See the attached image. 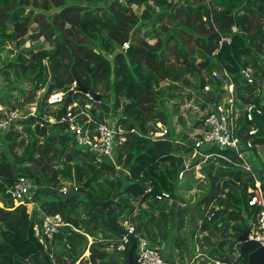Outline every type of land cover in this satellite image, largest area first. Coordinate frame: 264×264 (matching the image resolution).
<instances>
[{"label": "trees", "instance_id": "1", "mask_svg": "<svg viewBox=\"0 0 264 264\" xmlns=\"http://www.w3.org/2000/svg\"><path fill=\"white\" fill-rule=\"evenodd\" d=\"M142 4L141 12L133 7ZM221 35L231 40L218 49ZM26 38L42 42L24 49ZM152 38L158 45L144 48L143 42ZM127 41L125 52H148L153 63L142 59L139 68V56L128 55L135 69L128 65L118 50ZM8 44L19 51L6 64V79L11 71L14 77L7 79L11 90L5 96L0 89V104L24 114L33 103L37 108L18 121L19 128L0 133V264H126L131 246L115 249L124 220L152 243L170 241L179 255L177 264H247L238 236L259 210L248 205L251 172L235 165L239 159L224 150L220 153L231 161L209 157L201 163L204 179L197 183L193 166L200 159L192 158L187 171L185 160L193 152L191 132L203 117L190 129L178 133L175 128L185 124L177 104L180 93L201 108L219 102L224 83L212 73L224 78L226 71L236 104L251 103L259 110L251 122H239L241 129H257L251 155L259 166L257 160L251 163L264 189L259 150H264V0H0V52L6 56L11 54ZM248 66L254 69L252 83L241 73ZM75 81L101 98H89L77 87L71 91ZM48 83L49 89L36 97ZM54 91L64 92L56 107L46 103ZM121 98L127 102L120 103ZM89 100L93 106L82 118L87 114L97 122L108 113L120 114L124 126L140 133L116 145L112 160L96 163L59 122L72 102L82 107ZM168 102L173 103L170 109ZM49 114L58 122L47 121ZM157 123L167 134L152 139L149 133L158 129ZM19 176L34 186L31 211L25 204L14 205L9 195ZM63 184L73 186L63 194ZM81 186L89 192L80 191ZM194 187L200 191L196 201H185L180 191ZM57 214L65 224L51 242L40 243L34 225ZM195 248L202 250L201 261H195ZM131 255L135 258L134 250Z\"/></svg>", "mask_w": 264, "mask_h": 264}, {"label": "built area", "instance_id": "2", "mask_svg": "<svg viewBox=\"0 0 264 264\" xmlns=\"http://www.w3.org/2000/svg\"><path fill=\"white\" fill-rule=\"evenodd\" d=\"M121 3L127 0H118ZM168 3L176 0H166ZM237 31L236 26L231 27V32ZM231 40L229 35H221L218 40V49L224 43H229ZM124 48L128 47L127 43H124ZM262 70L264 73V55L261 56ZM241 73L248 83L254 81V69L252 67H245L241 70ZM212 75L216 80L223 79L224 94L219 102H209L206 113L203 116L201 125L191 132V139L193 140V152L187 160H185V171L190 170L189 161L198 157L200 161L193 166L196 173L199 174L201 163L211 156H221L225 160L231 161L230 158L220 153L224 150L232 151L239 162H235V165H239L243 169L250 171L253 178V187L251 188V195L248 200L249 206H257L259 210L255 214L254 219L248 221L247 228V240H252L258 243L259 246H264V189L262 187L260 179L253 173V165L251 163V155L249 150L256 147L253 137L257 131L254 125L249 128L241 129L240 119L244 118L246 122L253 120V111L259 112L255 109L251 103H246L243 107H239L235 102L234 97V85L230 76L223 71L224 78L217 72H213ZM76 81L70 86L72 91L76 88ZM209 84L205 83L203 89L209 90ZM64 92L54 91L47 98L46 103L52 107L62 100ZM89 98H92L87 94ZM34 107L28 108L27 114H24L18 109L6 110L3 105L0 104V133L10 129L11 127L19 128L17 125L21 118L27 115L35 113L37 103H34ZM92 108L90 103H85L79 106L76 101L72 102L67 107V114L61 116L59 122H64V129L69 132L73 137V141L80 147L86 149L87 152L92 153L94 161L101 163L113 159V153L116 145L124 143L132 133L140 134L135 128L128 129L120 121L119 115L109 114L108 119L101 121H92V117L82 118L81 115L85 114ZM73 109V110H72ZM118 112V111H116ZM45 119L51 123L58 122L51 114L46 115ZM158 129L150 132L149 135L152 139L155 137H164L167 134L166 127L161 123H157ZM187 146V145H186ZM213 147L215 150L209 153V148ZM182 172L179 173V177L182 176ZM33 184L31 180L25 176H19L9 189V195L13 202L16 204H25L32 202L31 192L33 191ZM75 188V186H74ZM150 190V187H148ZM66 187L61 188V192L65 194L67 192ZM61 217L56 215L54 217L44 216L40 225H37L35 235L37 237L46 239L51 242L53 235L58 230ZM122 232L115 244L117 251H125L132 243L136 244L135 262L137 264H174L168 262L162 255L161 247L155 243L150 242L145 236L138 232L134 225L128 220L122 222ZM41 241V240H40ZM42 242V241H41ZM213 264H233L227 261L212 260Z\"/></svg>", "mask_w": 264, "mask_h": 264}, {"label": "rangeland", "instance_id": "3", "mask_svg": "<svg viewBox=\"0 0 264 264\" xmlns=\"http://www.w3.org/2000/svg\"><path fill=\"white\" fill-rule=\"evenodd\" d=\"M167 2V1H166ZM175 2V1H174ZM150 3V2H149ZM168 3V2H167ZM171 3H173V2H171ZM134 7V9L136 10V11H140L141 12V10L145 7V5H141V7H139V8H137L136 6H133ZM155 10H156V8H155ZM35 11H38V10H35ZM40 42H42V38H40L39 39V41H34V42H32L29 38H26V40H25V42L23 43V45H21V47L22 48H24V49H28V48H31V47H36V45L38 44V43H40ZM125 43H127L128 44V46L130 45L129 43L130 42H125ZM142 43V42H141ZM143 43H145V45H144V48L145 47H156L157 45H158V41L155 39V38H152V39H149V40H147V41H145V42H143ZM44 47H47V43H45L44 44ZM131 47H132V45H131ZM6 48H8V49H10L11 51V54L9 55V56H6V54H5V51L3 50L2 52H0V89H1V91H2V96H5L6 95V92H8V91H10L11 89H10V85H9V83L7 82V79L8 78H12V77H14V73L11 71V73L9 74V76L7 77V79H6V77H5V75H4V72H5V70H6V64L8 63V61H11V60H13L14 58V56L16 55V52L17 51H19V49H16L15 47H14V45L13 44H8L7 46H6ZM120 49H122V51H123V54H125V57H126V62H127V64L128 65H130L133 69H135V66L132 64V62H130L129 63V59H131V58H129L128 57V55H130V56H136L134 59H136L138 56H139V59L137 60V61H139L138 62V65H139V68L141 67V60L142 59H146V61H149L150 63H153V60H152V55H149V53L148 52H141V50H134L132 53L131 52H125V48H124V45H122V47H120V48H118V50H120ZM132 49V48H131ZM127 54V55H126ZM109 59H112V56H109ZM142 68H143V65H142ZM143 69H145V67L143 68ZM26 89H28L29 90V85L28 86H26ZM13 91V95H16L17 96V93H16V90H12ZM186 91H188L190 94H191V96L193 97V96H195V95H197V93L195 92H193V89L192 90H189V89H187L186 88ZM43 92H44V88L43 89H40V90H38L37 92H36V97L37 96H43ZM180 98H178L177 99V104L179 105V107H180V113H181V116L184 118V125H176V128H175V131L176 132H180V131H182V128L184 127V129L186 130V129H190L191 127H193V125H195V123H196V120L197 119H199V118H201V117H203L204 116V114L206 113V111H207V106L206 107H204V108H201L200 107V105L199 104H195L194 102H193V100L192 99H187V96H186V94H182V93H180ZM101 98V97H100ZM111 100V99H110ZM124 101H126L127 102V100H124L123 98H121L120 99V103H122V102H124ZM129 101V100H128ZM88 103H90L92 106H93V104H92V102L89 100L88 101ZM109 103V102H108ZM119 102H118V104H120ZM113 104H115V103H113ZM238 105V104H237ZM35 106V104L33 103L32 105H30V107H34ZM96 106V105H95ZM240 106V105H239ZM167 107L170 109L171 107H173V103L172 102H168L167 103ZM240 107H243V105H241ZM110 108H111V106H110ZM120 108H121V106H120ZM121 110V109H120ZM110 114V113H109ZM113 115H119L120 116V114H113ZM105 119V118H104ZM103 119V120H104ZM106 119H108V118H106ZM199 126V125H198ZM67 132V131H66ZM69 133V132H68ZM259 150H260V152H261V155H260V157L263 159L264 158V150H262L261 148H259ZM249 152H250V155H251V153H252V150L250 149L249 150ZM257 160L258 162V166H259V160H258V158L257 157H254L253 158V155H251V160ZM122 168V166L120 167V169ZM194 177L196 178V179H198V182L197 183H201L200 181H201V179H204L203 178V175L201 174V172H200V170H199V174L198 173H194ZM204 182H203V180H202V185L204 186ZM63 185H65V187L67 188V190H68V187L69 186H73V184H63ZM206 185V184H205ZM200 191L199 190H197L195 187L194 188H192L191 190H187V191H180V193L182 194V197H183V199L185 200V201H189L190 203H194L195 201H196V199H197V197H198V193H199ZM44 198H45V196H44ZM46 198H50L49 196L48 197H46ZM33 202V201H32ZM13 204L14 205H17L16 203H14L13 202ZM183 204V203H182ZM34 206H36L35 205V203L33 204V203H31V202H27L26 203V208H27V211H31L32 209H33V207ZM58 215V214H57ZM47 216H49V217H54V216H56V215H47ZM65 223L62 221V219H61V221H60V224L58 225V230H57V232L59 231V228L62 226V225H64ZM37 225H34V227H33V230L34 231H36V229H37V227H36ZM56 232V233H57ZM40 240L43 242V238H41L40 237ZM40 241V243H42ZM196 241V240H195ZM157 245H159L160 247H161V249H163V252L164 253H166L169 249H172L173 248V245H172V243L169 241V242H167V243H165L164 244V246H163V244L161 243V244H157ZM197 252H199V250L198 249H196V251L194 252L195 253V261L196 262H198V261H201L202 259H201V254L199 253V254H197ZM85 254H88V252H85ZM197 254V255H196ZM176 256H174V259H171L172 261H173V263L174 264H177V263H179V257L177 258H175ZM186 259H188L187 257H186ZM186 259H184V260H186ZM170 260V261H171Z\"/></svg>", "mask_w": 264, "mask_h": 264}, {"label": "water", "instance_id": "4", "mask_svg": "<svg viewBox=\"0 0 264 264\" xmlns=\"http://www.w3.org/2000/svg\"><path fill=\"white\" fill-rule=\"evenodd\" d=\"M50 71V82L54 81V74L52 70V66L50 65L49 68ZM50 87V83H48L44 87V92H46ZM77 90L81 91L82 93L86 94L88 93L91 95L95 100L100 99V95L90 92L88 88L84 87L82 84H78ZM79 190L82 192H89L84 190V186L79 187ZM247 234V228L244 229V231L238 236V240H240V245H239V253H246L248 255V260L247 264H264V246H259L257 242L252 241V240H247L246 237ZM136 244L133 242L129 253H128V261L126 264H137L135 262V259L131 255V251L135 249Z\"/></svg>", "mask_w": 264, "mask_h": 264}, {"label": "crops", "instance_id": "5", "mask_svg": "<svg viewBox=\"0 0 264 264\" xmlns=\"http://www.w3.org/2000/svg\"><path fill=\"white\" fill-rule=\"evenodd\" d=\"M162 244H163V246H164V244H165V242H162ZM196 249H198V248H195V251H196ZM199 250V249H198ZM161 252H162V255H163V257L165 258V260L166 261H168V262H172L173 263V261L171 260V259H174V256H176L177 258L179 257V255H178V252H177V250H176V248H172V249H169L166 253H164L163 252V249H161ZM201 254L202 253V250H199V252H197V254ZM196 254V255H197ZM175 257V258H176ZM186 259V258H185ZM171 260V261H170ZM187 260V259H186ZM187 263V262H186Z\"/></svg>", "mask_w": 264, "mask_h": 264}]
</instances>
